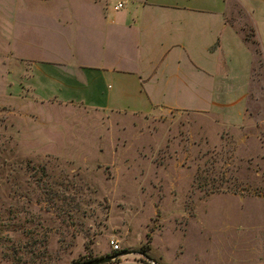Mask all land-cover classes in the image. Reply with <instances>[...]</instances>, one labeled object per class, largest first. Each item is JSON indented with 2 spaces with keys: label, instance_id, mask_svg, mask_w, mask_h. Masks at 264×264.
I'll list each match as a JSON object with an SVG mask.
<instances>
[{
  "label": "rangeland",
  "instance_id": "1",
  "mask_svg": "<svg viewBox=\"0 0 264 264\" xmlns=\"http://www.w3.org/2000/svg\"><path fill=\"white\" fill-rule=\"evenodd\" d=\"M55 3L0 0V264L143 246L160 264H264V0H224L242 42L150 114L32 96L25 60L47 54Z\"/></svg>",
  "mask_w": 264,
  "mask_h": 264
},
{
  "label": "crops",
  "instance_id": "2",
  "mask_svg": "<svg viewBox=\"0 0 264 264\" xmlns=\"http://www.w3.org/2000/svg\"><path fill=\"white\" fill-rule=\"evenodd\" d=\"M50 1L65 10L45 16L40 27L51 46L37 35L47 54L25 60L32 68L29 90L38 100L150 114L168 91L195 93L191 78L200 82L202 73H211L223 44L242 42L224 0H210L214 6L209 0ZM172 78L185 86L169 87ZM107 264L144 263L119 258Z\"/></svg>",
  "mask_w": 264,
  "mask_h": 264
},
{
  "label": "water",
  "instance_id": "3",
  "mask_svg": "<svg viewBox=\"0 0 264 264\" xmlns=\"http://www.w3.org/2000/svg\"><path fill=\"white\" fill-rule=\"evenodd\" d=\"M127 255H137L139 258L144 260L147 264H160L158 261H156L155 259H153L149 255H147L143 252H140L138 250L137 251L123 250V251L116 252L113 254H108V255H104V256H100V257L90 258L87 260L76 262L74 264H107V263L113 262L116 259L123 258Z\"/></svg>",
  "mask_w": 264,
  "mask_h": 264
},
{
  "label": "trees",
  "instance_id": "4",
  "mask_svg": "<svg viewBox=\"0 0 264 264\" xmlns=\"http://www.w3.org/2000/svg\"><path fill=\"white\" fill-rule=\"evenodd\" d=\"M146 246H143V247H141L140 248V250H138V251H140V252H143V253H145V251H146ZM115 253V252H114ZM146 254V253H145ZM142 263H144V264H147L144 260H142L141 258H138ZM118 259H116V260H114V261H117ZM76 262H80V261H73V262H71L70 264H74V263H76Z\"/></svg>",
  "mask_w": 264,
  "mask_h": 264
},
{
  "label": "built area",
  "instance_id": "5",
  "mask_svg": "<svg viewBox=\"0 0 264 264\" xmlns=\"http://www.w3.org/2000/svg\"><path fill=\"white\" fill-rule=\"evenodd\" d=\"M121 4L117 3L116 5L113 6V9H117L120 7ZM112 243V242H111ZM117 247L113 245V249H116Z\"/></svg>",
  "mask_w": 264,
  "mask_h": 264
}]
</instances>
